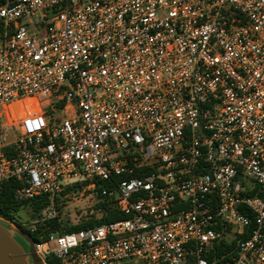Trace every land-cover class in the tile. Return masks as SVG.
I'll use <instances>...</instances> for the list:
<instances>
[{
  "label": "built area",
  "instance_id": "1",
  "mask_svg": "<svg viewBox=\"0 0 264 264\" xmlns=\"http://www.w3.org/2000/svg\"><path fill=\"white\" fill-rule=\"evenodd\" d=\"M0 120V197L102 188L125 217L45 264H264V0H6Z\"/></svg>",
  "mask_w": 264,
  "mask_h": 264
},
{
  "label": "rangeland",
  "instance_id": "2",
  "mask_svg": "<svg viewBox=\"0 0 264 264\" xmlns=\"http://www.w3.org/2000/svg\"><path fill=\"white\" fill-rule=\"evenodd\" d=\"M30 108L37 109L35 105ZM18 106L13 108L12 118L19 120L21 113H18ZM56 117H65L61 111L54 113ZM4 121L0 120V146L7 144L19 137L16 127H2ZM101 200L97 193L85 192L78 195H70L67 198H62L56 201L53 205H48L40 212H34L30 205H26L17 213V222L22 226L35 230L37 227H42L47 221H55L60 224V231L57 233H64L65 229L71 226H77L90 219L99 220L103 213L98 208ZM54 211L56 217L48 219L47 213ZM12 228L19 229L15 223H10Z\"/></svg>",
  "mask_w": 264,
  "mask_h": 264
},
{
  "label": "trees",
  "instance_id": "3",
  "mask_svg": "<svg viewBox=\"0 0 264 264\" xmlns=\"http://www.w3.org/2000/svg\"><path fill=\"white\" fill-rule=\"evenodd\" d=\"M5 1L6 0H0V5L4 4ZM122 179H126V177H123ZM14 188V183H8L4 189L2 196L0 197V219H3L9 223H15L19 230H21L24 234L32 238L36 243L46 242L50 234L57 233V231H60V224L52 220L47 221L44 226L37 227L35 230L26 228L20 223H18L17 213L22 207L30 205L33 211L38 213L42 209L50 205V200L47 196H42L30 201L19 202L14 197ZM96 193L101 200L100 204H98V208L103 213L102 218H100L99 220H95L93 218L77 226L68 227L64 230V233L75 232L104 223L115 222L125 218L118 210L114 197L108 198L103 196L102 188H99ZM261 196L264 197V194H261ZM242 210L245 214L251 216L250 211L246 209ZM234 246H236V243H234L233 246L223 245L219 253L223 254L228 250H232ZM47 264H57V260L53 256H49L47 258Z\"/></svg>",
  "mask_w": 264,
  "mask_h": 264
},
{
  "label": "water",
  "instance_id": "4",
  "mask_svg": "<svg viewBox=\"0 0 264 264\" xmlns=\"http://www.w3.org/2000/svg\"><path fill=\"white\" fill-rule=\"evenodd\" d=\"M20 241L27 245V249ZM35 244L21 230L0 219V264H45L37 254Z\"/></svg>",
  "mask_w": 264,
  "mask_h": 264
},
{
  "label": "flooded vegetation",
  "instance_id": "5",
  "mask_svg": "<svg viewBox=\"0 0 264 264\" xmlns=\"http://www.w3.org/2000/svg\"><path fill=\"white\" fill-rule=\"evenodd\" d=\"M21 243H22V245L27 249V245L24 243V242H22V241H20Z\"/></svg>",
  "mask_w": 264,
  "mask_h": 264
}]
</instances>
